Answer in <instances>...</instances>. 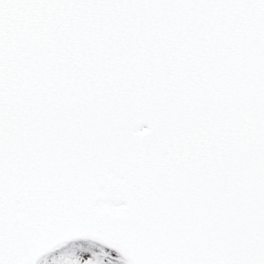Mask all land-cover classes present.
Instances as JSON below:
<instances>
[{
  "label": "snow or ice",
  "instance_id": "obj_1",
  "mask_svg": "<svg viewBox=\"0 0 264 264\" xmlns=\"http://www.w3.org/2000/svg\"><path fill=\"white\" fill-rule=\"evenodd\" d=\"M0 264H264V0H0Z\"/></svg>",
  "mask_w": 264,
  "mask_h": 264
}]
</instances>
